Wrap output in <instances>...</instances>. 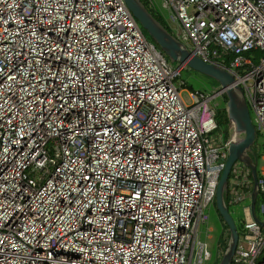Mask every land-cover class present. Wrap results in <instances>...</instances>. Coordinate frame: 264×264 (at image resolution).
<instances>
[{
    "label": "built area",
    "instance_id": "1",
    "mask_svg": "<svg viewBox=\"0 0 264 264\" xmlns=\"http://www.w3.org/2000/svg\"><path fill=\"white\" fill-rule=\"evenodd\" d=\"M160 8L192 56L234 74L264 133V0ZM182 68L123 0H0V264L210 260L198 227L231 137L217 135L223 91L188 92L187 104ZM229 177L244 220L230 264H264L250 171L236 161ZM257 179L264 217V166Z\"/></svg>",
    "mask_w": 264,
    "mask_h": 264
},
{
    "label": "water",
    "instance_id": "2",
    "mask_svg": "<svg viewBox=\"0 0 264 264\" xmlns=\"http://www.w3.org/2000/svg\"><path fill=\"white\" fill-rule=\"evenodd\" d=\"M140 27L149 35L162 53L170 62H178L204 76L215 80L226 97L227 130L231 137L228 147V156L225 166L218 180L215 192V207L223 222L227 226L229 237L218 264H230L235 252L238 230L224 202L227 182L233 164L243 163L250 171L253 188L250 199L252 218L262 225L255 214V201L257 198V172L251 158V147L255 141V129L252 125L250 113L245 102L241 88L235 83L234 74L224 67L203 62L200 58L192 56L189 50L171 35L147 10L141 0H123ZM242 226H240L241 228Z\"/></svg>",
    "mask_w": 264,
    "mask_h": 264
},
{
    "label": "rangeland",
    "instance_id": "3",
    "mask_svg": "<svg viewBox=\"0 0 264 264\" xmlns=\"http://www.w3.org/2000/svg\"><path fill=\"white\" fill-rule=\"evenodd\" d=\"M146 3V6L154 11V13L157 15V13L162 18V24L167 29V31L173 35L174 37H177L180 33V28L177 26V24L170 22L166 17V12H164L160 6L162 0H142ZM252 55L255 57L254 62L255 64H258L259 62V53L254 52ZM166 57V56H165ZM166 61L168 65L173 68L177 69L181 66L178 62H170V60L166 57ZM219 63H222L224 65L228 64V60L226 58H219ZM179 80L184 81L186 86L184 87L183 92L181 93V96L183 100L188 104L190 103V100L188 98V92L191 91H201L204 94L212 95L215 92L219 90L218 83L211 79L210 77L204 76L196 71L191 70L187 66H183L180 72ZM215 102L218 104V108L216 112H221L223 110L226 111V97H218ZM250 117L253 118V113L251 110L249 111ZM228 126V125H227ZM225 122L221 123V126L218 129V137L223 135V132H225ZM252 151L251 154L252 157L256 160V172L259 176L260 169L264 166V162L262 160L264 156V133L262 131L256 130V139L254 141V144L251 147ZM250 201H247L245 205H249ZM242 210V203L237 205H232L229 208L231 216L235 219L241 214ZM206 213L208 214V222L206 224H202L198 227V238L200 241L206 243L207 249L210 252L211 258L209 261L205 262L204 264H218L222 254L223 250H225L224 247V239L226 237V231L224 230V224L221 222L219 216L217 215L215 209L210 206ZM255 213L256 216L264 221V217L259 214V197H257L255 201Z\"/></svg>",
    "mask_w": 264,
    "mask_h": 264
},
{
    "label": "trees",
    "instance_id": "4",
    "mask_svg": "<svg viewBox=\"0 0 264 264\" xmlns=\"http://www.w3.org/2000/svg\"><path fill=\"white\" fill-rule=\"evenodd\" d=\"M141 2L144 4V6L147 8V10L150 12V14L163 26V24H162V18H161V16L157 13V15L154 13V11H152L151 9H149L147 6H146V3L145 2H143L142 0H141ZM164 27V26H163ZM165 28V27H164ZM166 29V28H165ZM167 30V29H166ZM141 31H142V33H143V35H144V37L146 38V40H148L149 42H151V43H153L158 49H159V47L157 46V44H155L154 42H153V40L149 37V35L141 28ZM216 121H217V124H218V126L220 127L221 126V123L222 122H225V129L227 130V125H228V120H227V115H226V111L224 112L223 110H221V112H216ZM225 130V131H226ZM251 158L253 159V162H254V164H256V160H255V158L254 157H252V155H251ZM229 182H230V177L228 178V185H229ZM224 202H225V204H226V206H227V208H228V211H229V208H230V206L228 205V193H226L225 192V195H224ZM212 207L215 209V211H216V213H217V215L219 216V218H220V220H221V222H223V220H222V218L220 217V215L218 214V212H217V209H216V207H215V201H213V204H212ZM229 213H230V211H229ZM231 215V214H230ZM232 217V216H231ZM233 218V217H232ZM233 220H234V222H235V224H236V227H237V230H238V234H241V232H242V229H243V223H244V220H243V216H242V213L237 217V218H233ZM223 224H224V230L226 231V237H225V239H224V247H226V244H227V241H228V237H229V233H228V229H227V226L225 225V223L223 222ZM240 226H242L241 228H240ZM224 251V250H223Z\"/></svg>",
    "mask_w": 264,
    "mask_h": 264
},
{
    "label": "clouds",
    "instance_id": "5",
    "mask_svg": "<svg viewBox=\"0 0 264 264\" xmlns=\"http://www.w3.org/2000/svg\"><path fill=\"white\" fill-rule=\"evenodd\" d=\"M256 214V213H255Z\"/></svg>",
    "mask_w": 264,
    "mask_h": 264
}]
</instances>
